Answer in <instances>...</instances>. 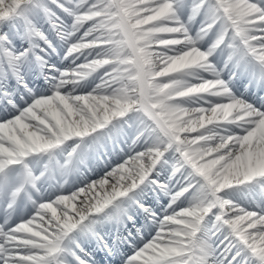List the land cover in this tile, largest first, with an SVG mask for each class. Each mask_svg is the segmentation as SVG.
I'll use <instances>...</instances> for the list:
<instances>
[{
  "label": "snow or ice",
  "instance_id": "6c2138e0",
  "mask_svg": "<svg viewBox=\"0 0 264 264\" xmlns=\"http://www.w3.org/2000/svg\"><path fill=\"white\" fill-rule=\"evenodd\" d=\"M0 264H264V0H0Z\"/></svg>",
  "mask_w": 264,
  "mask_h": 264
}]
</instances>
